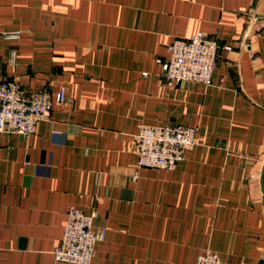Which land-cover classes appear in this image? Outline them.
Wrapping results in <instances>:
<instances>
[{
  "label": "crops",
  "instance_id": "obj_1",
  "mask_svg": "<svg viewBox=\"0 0 264 264\" xmlns=\"http://www.w3.org/2000/svg\"><path fill=\"white\" fill-rule=\"evenodd\" d=\"M197 32L219 46L210 85L168 83L158 60ZM7 79L65 99L33 134L0 135V264H59L70 207L105 230L91 264L264 257V0H0ZM142 124L196 128L194 146L137 168Z\"/></svg>",
  "mask_w": 264,
  "mask_h": 264
},
{
  "label": "built area",
  "instance_id": "obj_2",
  "mask_svg": "<svg viewBox=\"0 0 264 264\" xmlns=\"http://www.w3.org/2000/svg\"><path fill=\"white\" fill-rule=\"evenodd\" d=\"M5 40L15 41L19 32H6ZM223 49L229 51L226 46ZM219 46L206 34L197 32L187 39L177 38L167 45V56L158 60L165 80L173 85L195 82L210 85L218 60ZM253 57V56H252ZM17 52L10 53L9 64L15 65ZM65 90L60 88L54 99L45 92L26 95L14 79L0 81V135L29 136L51 111L53 102L61 104ZM197 129L182 125L142 124L135 139L137 168L173 170L183 162L195 143ZM95 213L85 214L70 207L61 240L53 252L56 263L91 264L95 248L105 238V230H95ZM194 264H222L217 253H199Z\"/></svg>",
  "mask_w": 264,
  "mask_h": 264
},
{
  "label": "water",
  "instance_id": "obj_3",
  "mask_svg": "<svg viewBox=\"0 0 264 264\" xmlns=\"http://www.w3.org/2000/svg\"><path fill=\"white\" fill-rule=\"evenodd\" d=\"M263 179H264V167L262 168L261 176H260V186H261V192H262V200H263V204H264V185H263ZM259 264H264V257H262L260 259Z\"/></svg>",
  "mask_w": 264,
  "mask_h": 264
}]
</instances>
